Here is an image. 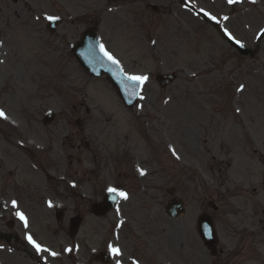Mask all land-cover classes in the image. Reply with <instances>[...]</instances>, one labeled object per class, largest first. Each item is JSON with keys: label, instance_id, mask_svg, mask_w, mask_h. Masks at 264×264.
<instances>
[{"label": "rangeland", "instance_id": "1", "mask_svg": "<svg viewBox=\"0 0 264 264\" xmlns=\"http://www.w3.org/2000/svg\"><path fill=\"white\" fill-rule=\"evenodd\" d=\"M198 1L209 3L208 0ZM214 1V8L218 12L223 11L224 4L220 0ZM30 7L31 13L59 16L69 24L71 17L81 18L78 24H73L72 29L67 25L59 27L51 37L55 40L65 34L68 42L73 44L79 40L83 30L100 24L98 33L116 55L123 52L127 65H137L138 61L141 62L139 58L159 65V68L135 67L126 70L129 73L137 72L134 70L150 72L147 74L151 75V80L155 73L172 70L178 73L176 83L165 92H159L150 82L138 108L142 112L137 113L149 125L168 126L159 127V130H172L175 147L180 151H184L180 142L192 140L210 149V154L202 151L201 156L202 162H207L208 166L210 156H215L217 161L231 160L232 165L228 171L225 168L221 175L203 171L202 181L190 175L191 203L183 219L175 222L174 227L178 228L181 236L189 237L185 248L190 254H195L193 264H264V226L258 222L264 209V185L261 179L264 173V54L260 53L256 60L238 56L212 28L198 19L190 22L189 39L184 44L173 32L168 34L170 26L181 24L174 14L172 17L157 18L146 12L137 20L124 19L115 14L117 8L112 0H39L31 3ZM22 12L27 13L26 10ZM255 20L254 29L257 32L264 22L257 17ZM138 25L141 32L137 29ZM240 25L243 23L240 22ZM112 26L130 34L128 44L117 42L119 33ZM36 27L37 34L25 37L23 42L33 50L46 44L44 40L39 41L42 38L40 35L45 34L42 19L36 22ZM225 27L250 46L251 40H248L245 26H237L233 20H229ZM150 35L156 41L154 45L143 38ZM63 48L66 49V46ZM261 49H264L263 40ZM134 56H137V61ZM63 65L70 72L71 67L66 59ZM64 90L79 94L80 100L81 96L85 98V106L97 111V124L126 125L123 118L126 113L105 80H92L78 68L74 80L71 77L64 80ZM109 119L112 121L107 123ZM244 168H248V171ZM225 180L232 183L229 194L232 198L226 202L227 207L218 205L220 211L214 216L222 253L211 259L195 232L194 221L198 210L193 189L199 187L205 192L203 196L217 198V188ZM253 188L257 190L255 194L252 193ZM60 264L68 263L60 261Z\"/></svg>", "mask_w": 264, "mask_h": 264}, {"label": "flooded vegetation", "instance_id": "2", "mask_svg": "<svg viewBox=\"0 0 264 264\" xmlns=\"http://www.w3.org/2000/svg\"><path fill=\"white\" fill-rule=\"evenodd\" d=\"M13 135H7L5 146L0 147V247H11L14 245L13 233V212L9 206H5L8 201V186L13 191V199L17 202L27 201L33 210H43L44 200L49 198L52 202L59 204V208L65 212L70 209L74 214L81 215L88 213L95 203V194L100 195L102 185L99 177L102 171L107 168H114L121 178L115 183L118 188L124 187L130 194H135L140 181L137 179L133 165L137 162L138 147L129 141L128 134L123 136L119 142L118 152H97L91 147V137L84 133L83 127L71 132L70 159L76 162V166L71 168L70 173L65 175L71 182L75 183V188L70 189L66 182L49 183L47 188L33 183L29 177L34 175L31 172V163H48V169L54 168L60 157L58 150H54L53 142L61 138V132L52 133L48 136L47 147L43 156L34 158L19 157L15 159L12 155L14 149ZM53 156V157H52ZM48 175V174H46ZM50 181L51 178L47 177ZM12 221V222H11Z\"/></svg>", "mask_w": 264, "mask_h": 264}, {"label": "snow or ice", "instance_id": "3", "mask_svg": "<svg viewBox=\"0 0 264 264\" xmlns=\"http://www.w3.org/2000/svg\"><path fill=\"white\" fill-rule=\"evenodd\" d=\"M228 2H229V3H232L233 0H228ZM205 15H208V13H205ZM48 19H49V20H53V19H56V17L49 16ZM101 51H104L103 46H101ZM104 54H105L106 56H108V59L112 60L113 63H117V61H115V60H114V59H113V58H112L107 52H105ZM128 79H130V80L136 82L137 84H142V83H144V82L147 80V77H144V76H130V77H128ZM4 115H5V114L3 113V111H0V117H4ZM143 174H144V173L141 172V175H143ZM115 191H116V189H112V188L109 189V192H115ZM119 195L122 196V197H124V198H127V194L124 193V192H120ZM12 206H13V207H16V201H13V202H12ZM50 206H51V205H50ZM16 215L19 217V219H20L21 221H24V223H25V227H27V222H26V219H25L23 213L17 212ZM26 239L28 240V242H29L30 244L33 245V247H34L38 252L42 250V249H41V246H40L38 243H36L35 240H33V238H32L31 235L26 236ZM43 250H44V251H47V249H43ZM109 251H110L112 254L117 255V256L120 254V250L117 249V248H115V247H113V246H111V245L109 246ZM50 254H51L52 256H56V255H57V253H55V252H51ZM118 264H119V262H118Z\"/></svg>", "mask_w": 264, "mask_h": 264}]
</instances>
